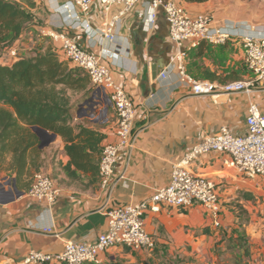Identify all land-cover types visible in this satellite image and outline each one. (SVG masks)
<instances>
[{
  "label": "crops",
  "instance_id": "crops-1",
  "mask_svg": "<svg viewBox=\"0 0 264 264\" xmlns=\"http://www.w3.org/2000/svg\"><path fill=\"white\" fill-rule=\"evenodd\" d=\"M65 1L33 0V6L27 9L40 20H31L30 30L21 38L25 35L24 41L36 49H53V43L40 30L61 31L98 56L110 69L115 82L131 98L135 110L132 143L118 149L114 164V179L122 173L125 179L104 189L98 177V163L94 172L76 169L73 165L66 167L69 156L64 152L65 141L56 134L53 141L40 148L39 169L28 165V174L19 187L8 169L10 157L7 156L0 162V264H17L30 249L57 252L68 240L94 241L106 228L107 209L117 204L139 202L167 185L172 163L204 135L217 131L220 126L243 134L251 103L264 112V80H255L247 69L239 38L230 37L221 44L202 41L195 47L184 42L179 48L168 37V23L161 9L153 26L147 28L149 9L142 0L122 17L112 40L90 39L81 28L70 29L62 23L55 7ZM175 1L191 15L211 14L216 26H246L252 31L264 32V0ZM118 9L113 6L105 12L99 2L94 1L87 17L77 7L73 11L81 19L86 18L92 28H97ZM180 49L186 52V72L194 78L217 84L243 80L250 82L249 87L218 95L192 94L190 87L180 81L175 67V55ZM11 61L13 59L8 60ZM94 98L96 105L92 116L89 110L82 108L76 113L80 103L70 111L73 125L96 128L104 135L101 151L105 141L115 139L117 119L110 104L106 113H100L108 100L103 94ZM224 157L227 155L210 152L190 165L194 173L210 177L218 184L221 226L231 219L223 205L243 191L252 192L251 183L257 185L259 182L256 177H246L237 169L224 165ZM39 170L50 174L59 190L50 205L37 202L27 194L32 175ZM260 181L264 182L262 178ZM208 221L207 213L198 204L184 211H147L144 218L145 228L154 237L156 246L195 243L194 239H198L194 237L196 229L203 231L207 224L213 226ZM30 222L34 226H30ZM46 225L51 226L53 232L42 231L41 227ZM136 251L142 250L111 248L103 254V263L122 256L132 258Z\"/></svg>",
  "mask_w": 264,
  "mask_h": 264
},
{
  "label": "built area",
  "instance_id": "built-area-1",
  "mask_svg": "<svg viewBox=\"0 0 264 264\" xmlns=\"http://www.w3.org/2000/svg\"><path fill=\"white\" fill-rule=\"evenodd\" d=\"M98 1L103 11L118 6V12L110 19H104L100 26L92 28L86 18L73 11L79 9L85 17L91 10V4ZM142 0H66L56 6L61 21L70 29L81 28L90 39L97 37L112 40L117 34L122 17ZM149 9L148 27L153 26L159 9L168 23V37L179 48L184 42L191 47L200 42L211 44L225 43L230 37H237L242 42L244 63L255 80H264V32L252 31L249 27L216 26L211 14L191 15L175 0H145ZM40 33L48 37L59 54L72 65L80 67L89 76L94 86L93 94H103L116 114L115 139L105 141L101 146L98 162V177L102 188H112L124 174L114 179V164L120 147L132 143L135 110L131 98L117 84L110 69L94 53L82 48L75 40L61 31L42 28ZM15 59L18 52L9 50ZM186 52L180 49L174 59L180 81L190 87L194 95H218L232 91L246 90L249 81H234L217 84L207 80H198L185 69ZM164 76V75H163ZM246 130L235 134L225 126L204 135L184 155L172 163L170 180L167 185L155 190L148 198L136 203L117 204L105 212L106 228L94 241L68 240L57 252L45 249H30L17 264H102L103 254L116 247L130 250H152L154 237L146 230L144 224L147 211L159 212L162 209L184 211L195 204L201 205L207 213L209 222L214 227L221 226L222 203L218 184L210 177L194 173L191 163L199 156L210 152L226 154L223 164L237 169L242 175L254 178L259 176L264 181V112L251 103L245 117ZM27 194L37 202L50 205L59 194L50 174L36 171L31 178ZM30 226H34L32 222ZM42 231L53 232L51 226H42Z\"/></svg>",
  "mask_w": 264,
  "mask_h": 264
},
{
  "label": "trees",
  "instance_id": "trees-1",
  "mask_svg": "<svg viewBox=\"0 0 264 264\" xmlns=\"http://www.w3.org/2000/svg\"><path fill=\"white\" fill-rule=\"evenodd\" d=\"M28 2L30 7L33 6L32 0ZM33 19L31 11L16 1L0 0V39L4 38L6 31L21 37L30 30ZM24 22H30L28 30H21ZM58 54L54 45L53 49L33 48L28 57L13 59L10 56L13 61L0 62V162L10 157L8 169L13 172L17 187L24 182L28 165L39 169L40 139L34 127L64 139V152L69 156L66 167L73 165L76 169L97 171L100 142L104 135L96 128L72 124L70 110L81 101V97L71 102L68 93H92L94 86L83 69L71 65ZM239 197L249 200L252 194L243 191ZM202 232L207 233L208 229ZM228 238L240 253L228 258L225 264H253L244 238L235 234ZM102 264L121 263L113 258Z\"/></svg>",
  "mask_w": 264,
  "mask_h": 264
},
{
  "label": "rangeland",
  "instance_id": "rangeland-1",
  "mask_svg": "<svg viewBox=\"0 0 264 264\" xmlns=\"http://www.w3.org/2000/svg\"><path fill=\"white\" fill-rule=\"evenodd\" d=\"M14 1L24 9L30 7L28 1L31 0ZM33 17L40 20L39 17ZM28 23L30 22H24L21 30H28L30 25ZM24 37L26 38L25 35ZM25 38L18 37V35L13 36L12 33L6 31L4 38L0 39V62L10 60L9 50L11 48L17 50V57L31 55L34 46L25 42ZM68 93L71 100L81 97L80 104L84 101L93 103L95 99L92 93L83 94V92L71 91ZM256 179L259 182L257 185L251 183L252 197L249 200L235 197L223 205L224 210L231 216L228 223L222 224L221 227L207 224V233L196 229L194 237L198 239H194L195 243L161 244L152 250L143 249L141 252L136 251L137 254L133 252L132 258L122 256L117 260L121 264H225L228 258L240 253L238 248L232 247L229 243L228 237L235 234L243 237L249 246L252 263L264 264V182L260 181L259 176Z\"/></svg>",
  "mask_w": 264,
  "mask_h": 264
},
{
  "label": "water",
  "instance_id": "water-1",
  "mask_svg": "<svg viewBox=\"0 0 264 264\" xmlns=\"http://www.w3.org/2000/svg\"><path fill=\"white\" fill-rule=\"evenodd\" d=\"M92 95L94 96V94L92 93ZM90 101V100H89ZM109 101L107 100L105 106L103 107V109H101L100 113H106L108 106H109ZM95 105L96 103H88L87 101H84L82 104L79 105L78 107V111L76 112L78 114L79 110L82 108L85 111L89 110L90 111V115H93V111L95 109ZM35 132L38 134L39 139H40V143H39V148H43L45 146H47L51 141L54 140L55 138V134L54 133H50L48 131H46L45 129L39 128V127H34ZM2 186V185H0Z\"/></svg>",
  "mask_w": 264,
  "mask_h": 264
}]
</instances>
